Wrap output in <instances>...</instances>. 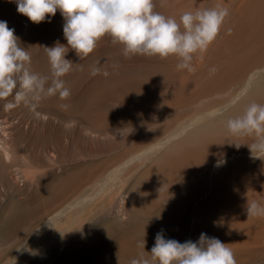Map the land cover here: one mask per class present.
I'll list each match as a JSON object with an SVG mask.
<instances>
[{"label": "bare ground", "instance_id": "1", "mask_svg": "<svg viewBox=\"0 0 264 264\" xmlns=\"http://www.w3.org/2000/svg\"><path fill=\"white\" fill-rule=\"evenodd\" d=\"M217 6L228 8L230 15L210 46L213 55L204 54L194 66L196 72L182 77L195 87L178 101L224 93L233 84L237 89L224 98L216 96L219 100L206 109L203 104L192 111L167 134L157 132L150 145L146 141L145 146L131 147L102 167L81 159L71 163L83 153L81 139L79 146L68 145L59 128L48 127L54 132L43 139L30 137L26 126L40 130L35 111L23 104L6 111L0 102V200L9 197L0 206V264H14L44 249L50 252L47 264H131L133 259H151L148 253L158 233L179 242L192 220H200L195 233L209 237L245 227V184L264 189V156L245 158L252 155V143H245L250 137L230 136L227 120L241 115L250 103L264 105V0H215ZM16 10L14 0H0V21L16 25L19 37L28 18ZM51 20L64 22L59 10ZM46 65L31 68L40 72ZM30 142L37 148L34 152L27 150ZM123 175L127 185H111ZM20 182L28 183L29 191L24 193ZM122 191L131 199L125 215L129 226L116 217L119 209L107 207ZM205 195V203H198ZM106 207L115 217L106 216ZM258 208L260 214L247 216L246 222L264 221V202Z\"/></svg>", "mask_w": 264, "mask_h": 264}, {"label": "rangeland", "instance_id": "2", "mask_svg": "<svg viewBox=\"0 0 264 264\" xmlns=\"http://www.w3.org/2000/svg\"><path fill=\"white\" fill-rule=\"evenodd\" d=\"M154 3L156 11L165 16H171L178 19L180 14L184 11L214 7L215 0H154ZM51 21L50 17L46 18V20L40 24H33L27 19L25 28H22V30L19 31L20 35L18 38L20 39L21 45H24L23 47L25 48L30 47L28 51L32 57L31 66H35L36 63H47L46 69L39 72L41 74H48L49 72L48 59L45 50L42 47H52L57 41L63 45H67L62 29L64 22L58 24V26L57 24H52ZM18 24L23 26V21H20ZM8 27L14 29V34H16V25L13 26V24H9ZM213 51L214 49H210L209 47L205 55L211 56ZM66 59H69L74 63L72 71L64 77L66 86L71 89V97L66 101H61L58 97L45 99L39 105L38 110H35L34 114L38 115L37 124L38 126L40 124V130L36 127L32 128L30 125L26 126L25 129H27L28 135L31 132L30 137L37 136L39 138L41 136L40 139H43L42 137L54 132L53 129L57 130V128H59L58 130L63 131V139L68 145L73 144V146L76 147L81 145L82 142L80 147L83 148V153L74 156L71 163L75 162L76 159H81L86 162L94 163L95 167H97L100 164L104 165V163L110 162V160L113 161L115 157L132 149L131 147L134 148L140 144H145L146 141L147 143L145 145H150L151 138L154 140L155 135L167 134L180 122L189 118L192 115V111L203 109V104L205 106L204 109H206L209 104L211 105L219 100L217 97H223L224 94L226 96V93H230L237 89V85L233 84L227 89H224V93H222L223 90H221L212 92L209 95L198 99H191L188 102H180L178 99L185 96V94L195 87V84L182 78L184 75V77H186V75L188 76V74H191L192 72L178 70L176 67L178 61L175 57L160 59L159 57L137 55L131 58H125L123 56L122 45H113L111 38L108 36H105L98 43L95 51L87 58L79 60L75 52L70 50ZM197 60L198 59L194 60L193 66H196ZM93 68H99L100 72L96 75H92ZM195 70L194 72H196ZM105 72L107 75L104 74ZM209 72L208 75H211L213 70ZM214 96L215 98L212 99ZM174 101H178V103H175ZM199 103H201V106ZM61 104H67L68 106L67 108H62L60 106ZM48 127H52L53 129H49ZM47 129L49 130L47 131ZM78 132L81 133L83 138H80L79 135H77ZM79 139H81V142ZM143 139L145 142H141ZM83 140L85 141L83 142ZM77 141L80 143H77ZM245 141V143L255 142L253 138H249V140ZM83 143L86 147L85 145L83 146ZM144 144L143 146H145ZM27 150L28 152H34L37 148L32 142H30L27 145ZM107 156L110 158H107ZM247 157L248 159L254 158L253 155H251V157L250 155L245 156V158ZM105 159H107V161H105ZM103 160L105 162H103ZM146 163L145 165H147ZM100 166L102 167V165ZM142 167H145L144 162L136 168L134 173L137 175L141 170L139 168ZM125 177L126 175H123L120 177L121 179H116L115 182L112 180L111 185H114V187L118 184L117 187L125 185ZM127 179L129 180L130 178ZM24 183L25 182H20L19 185L23 192L26 193L29 191L30 186L28 183ZM257 185L258 184L256 183L250 185L245 184V190L247 189L245 191L246 214L245 227L241 228L242 231L239 229L237 231L228 232L225 229L220 230L222 232L218 231L216 232L217 234L213 233L210 236V238H218L220 241L229 245L234 252L237 264H264V221L256 219L257 221H255L254 224L246 222V217L248 216L246 210L247 207L252 203L259 205V203L264 202V194L262 193L264 192V189H259V186ZM249 192L251 193L248 194ZM21 196L23 197V195ZM21 196L16 198H20ZM3 198L4 197L0 200V206H2V208H4L9 202V197ZM205 201L206 195L200 198L198 203L204 204ZM130 203V197L122 191L120 195H117L113 199L112 204L107 206L108 208L114 209L113 211L119 209L117 212L118 214H116L118 216L116 217L123 225L125 224L124 226L127 224L129 226L125 215L126 209ZM108 208L106 216L109 218L115 217L113 214H110L111 210H108ZM239 216L240 215L233 219L236 221H234L235 223H237V221L239 222ZM233 220L229 224H231ZM199 221V219H196L189 223L186 233L179 241L180 243L189 240H196L195 242H198L200 235L202 233L206 234L203 231L195 233L194 224L197 222L199 223ZM243 229L245 230V233ZM223 232H225V235L229 234V237L224 236ZM237 232L238 234L240 233V235H238ZM231 233H234V235L232 234V236H234V238H232L233 240L231 239ZM83 237H86L85 233L83 234ZM241 237L244 238L241 240ZM243 241H245V243ZM233 244H236L237 246ZM49 254L50 252L48 249H44L32 256L30 254L24 255L22 260L18 259L14 264H47L46 262L50 259ZM61 254L62 250H59L58 255Z\"/></svg>", "mask_w": 264, "mask_h": 264}, {"label": "clouds", "instance_id": "3", "mask_svg": "<svg viewBox=\"0 0 264 264\" xmlns=\"http://www.w3.org/2000/svg\"><path fill=\"white\" fill-rule=\"evenodd\" d=\"M17 12L33 24L63 17V35L67 45L59 41L45 50L49 72L41 74L31 68L32 57L21 45L6 22L0 21V102L4 110L23 104L35 111L47 98L66 101L71 89L64 77L74 63L66 59L74 51L79 60L87 58L105 37L113 45H122L123 56L141 55L166 59L175 57L178 70L194 71L195 59H203L216 41L229 9L222 6L184 11L179 18L165 16L155 10L154 0H14ZM50 22V20H49ZM100 72L92 69V75ZM107 75V73H104ZM67 108V104H61ZM227 132L237 138L254 139L249 148L254 158L264 156V105L250 103L241 115L227 120ZM237 146V145H236ZM239 147V146H237ZM248 216L259 215L256 203L247 207ZM145 249V241L142 244ZM148 253V252H147ZM151 259H133L131 264H237L234 252L218 238L202 233L198 242L180 243L158 233L151 249Z\"/></svg>", "mask_w": 264, "mask_h": 264}]
</instances>
